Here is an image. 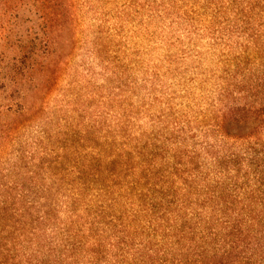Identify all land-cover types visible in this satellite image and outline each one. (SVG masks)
Here are the masks:
<instances>
[{"label": "trees", "instance_id": "obj_1", "mask_svg": "<svg viewBox=\"0 0 264 264\" xmlns=\"http://www.w3.org/2000/svg\"><path fill=\"white\" fill-rule=\"evenodd\" d=\"M166 6L207 43L151 64L142 82L111 38L95 42L102 84L69 81L75 54L58 55L50 34L74 32V0L67 15L53 1L42 41L27 34L15 68L30 76L42 59L38 109L58 93L62 106L41 134L48 189L0 192V264H264V0ZM187 61L179 92L162 79Z\"/></svg>", "mask_w": 264, "mask_h": 264}, {"label": "rangeland", "instance_id": "obj_2", "mask_svg": "<svg viewBox=\"0 0 264 264\" xmlns=\"http://www.w3.org/2000/svg\"><path fill=\"white\" fill-rule=\"evenodd\" d=\"M54 0H0V192L18 190L48 189V171L41 170L46 161L48 141L42 142L48 126L45 123L49 114L62 105L60 93L48 100L50 110L42 109V92L45 77L41 73L42 59L31 75L18 74L14 59L25 51L27 34H49L51 10ZM76 2V24L71 33L67 30L62 36L50 34L58 46V55L74 53L71 63V79L82 86L89 81L102 84L103 63L95 57V42L111 38L116 42L117 56L135 67L133 79L143 81L153 63H162L167 57L187 50L202 49L206 41L191 38L188 27L178 22L179 12L165 13L169 0H74ZM181 2L182 0H177ZM199 1V0H195ZM59 4L69 14V0H59ZM153 6V10L151 7ZM140 7L142 9H140ZM74 35V42L70 41ZM176 45V43H178ZM37 45V44H36ZM160 64V63H159ZM143 65L144 69L139 66ZM192 63L178 62L176 73L164 77L165 84L175 85L176 91H184L183 79L192 77ZM137 69V71H136ZM181 69V71L179 70ZM184 72V74H181ZM23 75V76H22ZM183 75L184 77H180ZM177 84V85H176ZM143 91L144 85H141ZM17 92V94L15 93ZM89 91H85L87 97ZM66 94V93H64ZM11 98H19L32 109V114L42 117V121L31 119V115L18 117L7 112ZM47 105V104H46ZM40 107V111L38 109ZM15 111V108H14ZM59 115H63L60 113ZM64 117V116H63ZM16 122L22 123L16 126ZM14 123V124H13ZM43 179V180H42ZM42 180V181H41ZM46 180V181H45ZM37 182L36 184H34ZM41 184L42 186H40Z\"/></svg>", "mask_w": 264, "mask_h": 264}]
</instances>
